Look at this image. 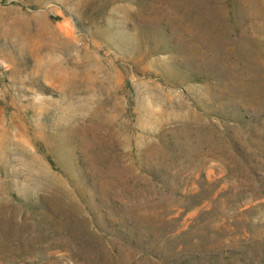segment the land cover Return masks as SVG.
Masks as SVG:
<instances>
[{
  "label": "rangeland",
  "instance_id": "rangeland-1",
  "mask_svg": "<svg viewBox=\"0 0 264 264\" xmlns=\"http://www.w3.org/2000/svg\"><path fill=\"white\" fill-rule=\"evenodd\" d=\"M0 264H264V0H0Z\"/></svg>",
  "mask_w": 264,
  "mask_h": 264
}]
</instances>
